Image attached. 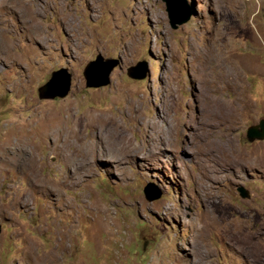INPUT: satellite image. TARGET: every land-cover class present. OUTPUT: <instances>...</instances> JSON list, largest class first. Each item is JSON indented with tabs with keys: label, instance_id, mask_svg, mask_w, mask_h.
I'll list each match as a JSON object with an SVG mask.
<instances>
[{
	"label": "rangeland",
	"instance_id": "1",
	"mask_svg": "<svg viewBox=\"0 0 264 264\" xmlns=\"http://www.w3.org/2000/svg\"><path fill=\"white\" fill-rule=\"evenodd\" d=\"M185 1L0 0V264H264V0Z\"/></svg>",
	"mask_w": 264,
	"mask_h": 264
},
{
	"label": "water",
	"instance_id": "2",
	"mask_svg": "<svg viewBox=\"0 0 264 264\" xmlns=\"http://www.w3.org/2000/svg\"><path fill=\"white\" fill-rule=\"evenodd\" d=\"M165 3L169 24L172 29L182 25L196 15V12L190 9L185 0H161ZM182 14L176 18V14ZM119 65L117 59H103L101 55H97L94 60L88 62L84 67L83 77L86 88H102L110 84V75L112 71ZM146 70L140 71L138 66H131L127 69V76L134 80H143L146 77ZM72 86V75L67 69L61 68L53 71L49 79L37 88V95L40 100L64 99L68 96ZM246 142L252 144L264 141V118L260 119L256 124L251 125L246 130ZM240 198L249 199V192L242 186L238 187ZM145 198L148 202H153L160 198V193L155 195L144 191ZM1 232V228H0Z\"/></svg>",
	"mask_w": 264,
	"mask_h": 264
},
{
	"label": "bare ground",
	"instance_id": "3",
	"mask_svg": "<svg viewBox=\"0 0 264 264\" xmlns=\"http://www.w3.org/2000/svg\"><path fill=\"white\" fill-rule=\"evenodd\" d=\"M91 157H92V155H91ZM85 164H86V162H81L78 166H84Z\"/></svg>",
	"mask_w": 264,
	"mask_h": 264
},
{
	"label": "clouds",
	"instance_id": "4",
	"mask_svg": "<svg viewBox=\"0 0 264 264\" xmlns=\"http://www.w3.org/2000/svg\"><path fill=\"white\" fill-rule=\"evenodd\" d=\"M58 99V98H57Z\"/></svg>",
	"mask_w": 264,
	"mask_h": 264
}]
</instances>
